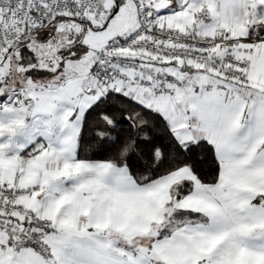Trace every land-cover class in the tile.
Wrapping results in <instances>:
<instances>
[{"label":"snow or ice","instance_id":"snow-or-ice-1","mask_svg":"<svg viewBox=\"0 0 264 264\" xmlns=\"http://www.w3.org/2000/svg\"><path fill=\"white\" fill-rule=\"evenodd\" d=\"M0 264H264V0H0Z\"/></svg>","mask_w":264,"mask_h":264}]
</instances>
